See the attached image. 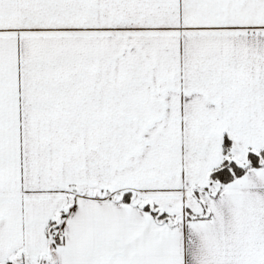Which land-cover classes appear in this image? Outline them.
<instances>
[{
    "label": "snow or ice",
    "instance_id": "snow-or-ice-1",
    "mask_svg": "<svg viewBox=\"0 0 264 264\" xmlns=\"http://www.w3.org/2000/svg\"><path fill=\"white\" fill-rule=\"evenodd\" d=\"M0 264H264V0H0Z\"/></svg>",
    "mask_w": 264,
    "mask_h": 264
}]
</instances>
